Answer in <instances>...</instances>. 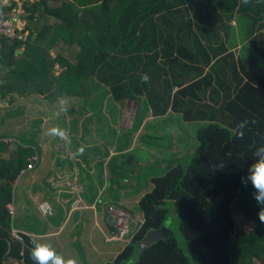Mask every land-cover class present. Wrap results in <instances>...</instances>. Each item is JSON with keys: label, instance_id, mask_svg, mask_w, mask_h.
I'll return each instance as SVG.
<instances>
[{"label": "trees", "instance_id": "16d2710c", "mask_svg": "<svg viewBox=\"0 0 264 264\" xmlns=\"http://www.w3.org/2000/svg\"><path fill=\"white\" fill-rule=\"evenodd\" d=\"M7 9L0 2V12ZM23 9L29 21L40 12L57 21H45L25 43L0 38V100L55 102L107 90L115 102L136 103L138 119L174 113L206 124L191 161L153 177L131 239L103 264H264V223L241 183L264 148V0H41ZM56 45L79 48L76 60L53 56ZM2 152L8 157H0V264H38L30 253L40 243L11 234L6 207L9 182L27 169L35 148L0 140ZM171 203L184 246L167 223ZM235 212L255 227L239 225ZM163 226L170 237L141 250L146 233Z\"/></svg>", "mask_w": 264, "mask_h": 264}, {"label": "crops", "instance_id": "0c3cea01", "mask_svg": "<svg viewBox=\"0 0 264 264\" xmlns=\"http://www.w3.org/2000/svg\"><path fill=\"white\" fill-rule=\"evenodd\" d=\"M1 4L2 0H0ZM49 1V4H52ZM4 5V4H3ZM24 11V10H23ZM41 13V12H40ZM36 14L32 21L27 20L29 13H18L20 22L30 34H36L45 21L51 23L56 19L42 18V14ZM26 17V18H25ZM72 47L56 45L51 53L53 56L61 54L63 57L74 62L79 53V48L72 51ZM57 51V52H56ZM72 51V52H71ZM21 50L17 51L20 53ZM76 53L74 60L69 58L70 53ZM61 71V69H59ZM14 95L17 88L14 87ZM101 88H103L101 86ZM14 103L8 104V100H0V108H5L6 112L0 114V120L11 121L14 126V135H9L0 126V140L7 143L10 148L13 144H23L35 148L36 161L33 162L32 169L22 170L17 177L10 181L12 188L13 215L11 227L18 233L30 236L40 244L48 245L57 256L65 261L72 259L76 264H103L112 260L125 246L127 242L109 238L111 225L107 220L106 204L114 203L121 205L123 209L133 212L134 215L142 217V213L137 209L140 199L153 189L152 179L155 175L147 174L143 171V177L134 181L137 173H142L135 169L133 155L138 148L140 152L153 153V144L148 143L146 135L155 126L154 121L165 120L171 113L163 117H153L146 113L143 118L137 117V104L125 101L126 115L124 116L123 128H118L114 136L118 137L114 141L104 144L103 139H96L89 143L90 149L97 148L89 154L83 150L82 154L74 156L81 146L77 144L72 147L71 137H79L87 133L89 137H98V130L92 128L93 125L100 124L97 119L100 114L92 109V105L101 97L92 96L90 98L64 97L55 102H48L36 96L17 97ZM118 108L122 107V102H115ZM133 103L135 112L129 119V127L126 125L129 114V106ZM80 104L85 108H78ZM100 110V109H99ZM9 111V112H8ZM17 117L13 122L12 118ZM59 118L57 122L56 119ZM64 120V121H63ZM27 121L26 124H22ZM57 122L56 126L64 132V138L58 135H48L50 122ZM70 121V122H67ZM75 121V124H71ZM121 121V119L119 120ZM65 122L64 127H60ZM137 123V124H136ZM62 126V125H61ZM20 135V136H19ZM24 138V139H23ZM81 142V137H79ZM123 138V142H121ZM146 138V139H145ZM145 142L146 144H142ZM150 142V140H149ZM140 144L143 147H138ZM81 145V143H79ZM93 145V146H92ZM152 146V148L150 147ZM177 149V148H176ZM123 162L131 167L126 172L118 166L121 157L129 155ZM0 157L7 159L8 153H0ZM122 162V163H123ZM144 167H153L151 158L138 160ZM124 164V163H123ZM122 165V164H121ZM51 178L68 179L72 183L81 186L82 192L78 194L79 203L74 200L77 196L72 195L66 187H55L49 183ZM125 180L128 185L122 184ZM5 181L0 179V185ZM133 185L136 188H133ZM105 195V198L102 196ZM73 196V197H72ZM102 198V200L100 199ZM46 201L52 206L51 214H43L38 208L39 203ZM130 210V211H129ZM14 217V219H13ZM14 222L16 224H14ZM131 232L126 239H131ZM118 241L124 242L122 245ZM11 258L5 264H14Z\"/></svg>", "mask_w": 264, "mask_h": 264}, {"label": "rangeland", "instance_id": "374dc122", "mask_svg": "<svg viewBox=\"0 0 264 264\" xmlns=\"http://www.w3.org/2000/svg\"><path fill=\"white\" fill-rule=\"evenodd\" d=\"M72 48H73L72 51L77 49V48L75 49V47H72ZM75 55H76V53L75 54L70 53L68 56L71 60H74L76 57ZM106 92H107V94H106ZM106 92L100 93L98 90V92H96V94H95V97H101V99H100L99 103L96 101L95 104L91 106L92 109H94L95 112L98 111L97 113L100 114V116H101L100 118L97 119L101 123L93 125L92 128L99 129L98 132H96V133H98V136H101V135H103V136H101V138L89 137V136H87V133H86L84 135L79 136L82 139L81 142L79 141L80 138L78 136L77 137H71L72 147H74L75 144H77L78 147L81 146V149L86 151L88 153V156H89V154H92L91 151L95 152V149L97 148V145H95L94 146L95 148L90 149L91 146L88 145L89 143L96 141V139H103L102 142L104 144H108V142L114 141L115 139H118V137H116L114 135L116 132H118L117 131L118 128H123V124L125 121L124 120V116L126 115L125 114L126 113L125 102H123V104L121 105L122 107L118 108L119 107L118 104H116L115 101H113V99L109 96L107 90H106ZM77 107L79 109L85 108L84 105L80 106V104ZM129 107H130L128 109L129 114L127 116L128 124H126L128 127L130 125L129 119L134 114L135 108H136L133 103H131ZM5 108H2V107L0 108V114L6 112ZM140 113H142V112L140 111ZM149 116H152L151 113H149ZM16 119H17V117L12 118V121L15 122ZM120 119H121V121H119ZM56 121L58 122L59 118H57ZM56 121L50 122V125H51L50 129L54 128V127L58 128L56 126V124H57ZM10 122L11 121H8L6 119H2V121L0 120V126L2 128H4L3 130L8 131V132H6L7 134L12 136V135H14V133H13L14 129H10V128H14V126ZM67 122H70V121H67ZM26 123H27V121H25L22 124H26ZM64 124H65V122H62V124H61L62 126L60 125V127H64ZM71 124L72 125L75 124V121L72 122ZM152 124L155 127L152 128V131H150V133H148L149 136L148 135H146V136H147V138L151 137V139H147V141H148V143L153 144L154 148H152V146H150L153 149V153L151 155L149 152L144 154V152L143 151L140 152V149L138 148V150H136L134 153L131 154V155H133V164L131 166L135 165V169H137L138 172H140L142 170L141 174L140 173L136 174V176L134 177L135 178L134 181L139 180L140 182H142L141 178L143 177V174H144L143 171H146L148 175L152 174V176L153 175L159 176V175H162L165 172H167L169 170V168H171V166L174 163H181L183 165H187L191 161L193 156L195 155L196 150L198 148L196 133L201 128L206 126V124H204V123L186 122L182 119L181 115L174 114V113H171L170 116L168 118H166L165 120H161L159 118L158 121H154V122H152ZM8 127H10V128H8ZM58 129H63V128H58ZM120 140H121V142H123V138H121ZM149 140H150V142H149ZM79 143H81V145H79ZM142 144L145 145L146 143L142 142ZM138 147H143V145L140 146V144H139ZM75 155L78 156L77 154L74 153L73 157ZM129 156H130V154L127 156L121 157L119 160V162L122 165L119 164L118 166L122 169V172H126L131 167L128 163L126 164L125 161L124 162L122 161V160H125L126 157L129 158ZM144 158H147V160L149 158H151V163H153V167L151 169H149L150 166H148V165H147V167H144L145 164H139L138 163V160H142V162H144ZM121 182H122V184L124 182V185H128L127 183H125V180H123ZM133 188L135 189L136 186L133 185ZM71 194L74 195L73 192ZM104 196L105 195H103L102 198H105ZM102 198H100V199L102 200ZM168 208L170 209V214H169V217L167 219V223L174 230L176 238H177L180 246H184V241H183L182 235L179 231V223H180L179 211L177 210V208L172 203L168 205ZM130 215H134V214L130 213ZM234 215H235V218L238 220V224L244 225L247 230L253 229L255 227V224L252 221L244 220L243 217L238 212H235ZM139 216L141 218V215H139ZM13 219H14V217H13ZM139 222H140V220L138 221L137 226L139 225ZM14 224H16V223L14 222ZM125 242H127V240H125ZM118 243H120V245H122L124 242L118 241ZM136 259H137V253L133 256V258L131 260H129V263L135 262Z\"/></svg>", "mask_w": 264, "mask_h": 264}, {"label": "built area", "instance_id": "2783aa9c", "mask_svg": "<svg viewBox=\"0 0 264 264\" xmlns=\"http://www.w3.org/2000/svg\"><path fill=\"white\" fill-rule=\"evenodd\" d=\"M41 0H2V3L8 7L4 12H0V38L5 39L10 42L19 41L25 43L29 38V31L25 28L24 24L20 22L18 13H23V4L30 3L34 4ZM16 4L15 7H12L13 4ZM36 161V157H33L31 163L28 165L27 169L33 168V162ZM22 172V171H21ZM49 183L55 187H66L77 196L74 200L73 205L79 203L78 194L82 192L80 185L72 183L68 179H55L51 178ZM6 207L9 214L13 215V206L11 203H7ZM39 210L43 214H51L52 206L50 203L43 201L38 205ZM106 215L107 220L111 225L109 238L116 240H127V235L132 231L133 227L138 224V221L141 219L136 215H130L128 211L117 206L114 203H108L106 206ZM11 234L15 238L20 239V235L17 231L11 229ZM128 241V240H127ZM14 264H22V262H15Z\"/></svg>", "mask_w": 264, "mask_h": 264}, {"label": "clouds", "instance_id": "9594fccd", "mask_svg": "<svg viewBox=\"0 0 264 264\" xmlns=\"http://www.w3.org/2000/svg\"><path fill=\"white\" fill-rule=\"evenodd\" d=\"M243 3L247 4L248 0H243ZM148 79L146 74L141 75V82L147 83ZM47 134L58 135L61 139L64 138V132L55 127L51 128ZM82 152L83 149H79L76 154L79 155ZM255 154L259 159L250 165L245 176L241 178V183L244 187H250L251 197L258 207L259 221L264 223V148L257 149ZM30 258L38 264H48L49 261L52 264H76V261L72 259L65 261L62 257L57 256L48 245L44 244H35L31 249Z\"/></svg>", "mask_w": 264, "mask_h": 264}, {"label": "water", "instance_id": "95a60500", "mask_svg": "<svg viewBox=\"0 0 264 264\" xmlns=\"http://www.w3.org/2000/svg\"><path fill=\"white\" fill-rule=\"evenodd\" d=\"M171 234L172 231L167 226H163L157 230H151L146 233L143 239L138 243V246L143 250L160 239L169 238Z\"/></svg>", "mask_w": 264, "mask_h": 264}]
</instances>
